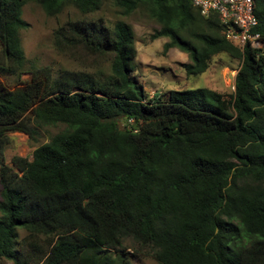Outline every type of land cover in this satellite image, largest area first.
Returning <instances> with one entry per match:
<instances>
[{"label": "trees", "instance_id": "trees-1", "mask_svg": "<svg viewBox=\"0 0 264 264\" xmlns=\"http://www.w3.org/2000/svg\"><path fill=\"white\" fill-rule=\"evenodd\" d=\"M26 1L48 17L74 8L82 18L54 29V48L107 62L109 74L42 67L8 86L3 77L26 71ZM113 1L154 21L164 52L188 55L187 76L219 54L239 60L233 93L147 98L132 76V27L88 18L102 0H0V264H131L125 241L157 264H264V47L232 45L191 0ZM253 1L264 45V0ZM32 123L64 128L6 165L8 134L35 140Z\"/></svg>", "mask_w": 264, "mask_h": 264}, {"label": "rangeland", "instance_id": "rangeland-1", "mask_svg": "<svg viewBox=\"0 0 264 264\" xmlns=\"http://www.w3.org/2000/svg\"><path fill=\"white\" fill-rule=\"evenodd\" d=\"M82 16L72 7H66L56 17H48L42 8L33 1H26L21 11V19L28 27L20 32L21 45L25 58V73L20 77L6 76L2 80L10 87L19 85L29 80L26 73L35 68L48 67L53 75H58L63 70L95 72L101 70L105 75L109 74V63L100 61L96 64L95 59L85 56L77 58L58 52L53 45V31L61 23L69 19H79ZM89 19L101 18L111 27L117 21H122L132 27L134 32V45L136 58L132 76L143 87L145 96L149 99L166 97L170 91L192 90L207 88L223 95L226 98L233 93L234 78L239 65V60H234L225 54H219L209 62V67L204 75L187 76L182 63L177 59L180 51L176 48L164 52V42L168 39L150 40V35L159 29V26L140 11L129 16L120 15V10L114 6L113 0H102L99 11L88 16ZM189 63V61H188ZM35 140H30L20 133L8 134V145L2 158L6 165H11L13 157H21L31 160L33 151L47 143L51 137L61 131L63 126L38 127ZM1 192V186H0ZM19 239L25 236V232L18 230ZM127 256L131 264H157L151 258L135 252L137 246L131 241L124 242ZM44 249V248H43ZM24 256L37 259L39 254L30 249L22 252ZM3 264H12L4 262Z\"/></svg>", "mask_w": 264, "mask_h": 264}, {"label": "built area", "instance_id": "built-area-1", "mask_svg": "<svg viewBox=\"0 0 264 264\" xmlns=\"http://www.w3.org/2000/svg\"><path fill=\"white\" fill-rule=\"evenodd\" d=\"M191 4L204 18L217 14L225 40L240 50L246 46L254 50L264 47L260 35L255 32L258 21L253 0H191Z\"/></svg>", "mask_w": 264, "mask_h": 264}, {"label": "crops", "instance_id": "crops-1", "mask_svg": "<svg viewBox=\"0 0 264 264\" xmlns=\"http://www.w3.org/2000/svg\"><path fill=\"white\" fill-rule=\"evenodd\" d=\"M162 39H164V38H162ZM166 39V38H165ZM165 44L167 43V42H164ZM164 44V45H165ZM170 51H172V49H170ZM177 55V59L179 60V62H181L182 64H187L188 63V61H189V58H188V55L186 54V53H183V52H179L178 54H176ZM204 74H206V72L205 73H203L202 75H204ZM233 78H234V76H233Z\"/></svg>", "mask_w": 264, "mask_h": 264}]
</instances>
